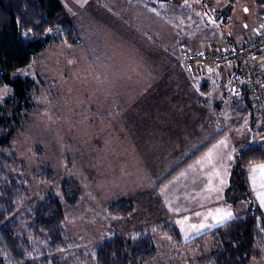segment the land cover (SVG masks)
<instances>
[{
    "label": "rangeland",
    "instance_id": "obj_1",
    "mask_svg": "<svg viewBox=\"0 0 264 264\" xmlns=\"http://www.w3.org/2000/svg\"><path fill=\"white\" fill-rule=\"evenodd\" d=\"M61 3L72 9L66 11L79 32L78 44L72 46L52 38L26 70H18L32 81L25 108L17 105L6 109L9 87L0 86V126H7L5 136L11 143L7 149L24 162L30 180L28 199L42 201L53 195L63 180L76 181L74 198L69 202L62 199L70 243L57 255L70 264H89L97 242L113 234L125 238L139 229H150L158 254L147 264H209L213 245L210 235L198 243L185 242L218 222L211 224L207 217L205 223L192 229L186 226L185 217L168 221L158 206L153 207L151 199L157 189L149 186V181L156 170V158L168 159L170 154L164 155L162 146L153 160L147 155L145 160L150 163L146 166L135 121L129 119L136 114L132 107L144 71H152L145 73L148 87L154 74L159 73L163 58L177 62L178 70L184 69L169 42L176 37L178 42L195 48L198 37H202L201 48L213 42L216 48L231 47L230 42L219 40L220 28L232 27L235 36L244 28L249 31L245 35L253 34L252 26L261 22L264 0ZM185 49L190 48L179 50ZM148 111L146 115L153 116L154 112ZM36 146H40V152ZM45 170H51L52 176L42 180L39 175ZM251 186L244 192L248 203L236 204L231 215L245 212L249 202L264 214V172ZM118 200L132 201L134 210L123 217H111L106 206ZM164 223L179 230V243L168 234ZM255 247L260 254L247 264H264V233Z\"/></svg>",
    "mask_w": 264,
    "mask_h": 264
},
{
    "label": "trees",
    "instance_id": "obj_2",
    "mask_svg": "<svg viewBox=\"0 0 264 264\" xmlns=\"http://www.w3.org/2000/svg\"><path fill=\"white\" fill-rule=\"evenodd\" d=\"M259 15H264V11ZM52 38L72 46L80 40L61 0H0V86L9 87L4 100L6 109L17 105L25 108L26 92L32 81L18 70H26ZM180 51L184 50H175ZM195 69L202 68L191 70ZM6 130L7 126H0V264H70L57 253L70 243L67 210L62 199L69 202L74 198L76 181L63 180L55 193L42 201L28 199L30 180L24 162L7 149L11 143L5 136ZM36 148L41 151L40 146ZM258 150L260 153L255 154ZM260 160H264V147L260 145H249L238 154L242 165ZM51 176L52 171L45 170L39 178ZM230 189L231 186L226 193ZM240 197L248 198L245 193ZM106 210L111 217H123L134 210V203L113 201ZM164 228L179 243V231L169 223H164ZM262 233L264 214L259 206L249 202L245 212L188 239L185 244L198 243L210 235L213 245L209 264H247L260 254L255 246ZM157 254L151 230L139 229L129 237L113 234L97 242L91 250L89 264H147Z\"/></svg>",
    "mask_w": 264,
    "mask_h": 264
},
{
    "label": "crops",
    "instance_id": "obj_3",
    "mask_svg": "<svg viewBox=\"0 0 264 264\" xmlns=\"http://www.w3.org/2000/svg\"><path fill=\"white\" fill-rule=\"evenodd\" d=\"M66 1L69 3L70 0ZM63 7L72 10L69 5L63 4ZM154 13L156 16L158 12ZM259 25H253L250 32L254 33ZM220 31L222 36L219 40L232 44L228 48L239 45L247 35L244 33L249 32L244 28L235 36L232 27L220 28ZM198 39L197 44L191 43L195 48L178 42L176 37L169 44L172 50L216 48L215 42L201 48L202 37ZM263 58L259 57L258 61ZM163 59L159 73L156 75L153 71L152 82H147L148 87L144 83L145 73L152 71L143 72L142 86L137 89L132 107L136 114L129 119V122L135 121L137 141L142 143L141 152L145 154L143 161L148 154L153 160L157 149L161 147L162 150V146L166 149L164 155L170 154L168 159L166 156L163 160L156 158V170L149 186H156L157 192L151 201L154 208L158 206L162 210V216L168 221L185 217L186 226L195 229L210 217L207 222H218L214 225L217 226L240 215L227 214H232L236 204L247 202L248 198L239 196L258 180L264 160L242 165L238 154L249 145L264 147V133L258 116L251 109L246 82L238 66L181 71L176 66L177 62ZM150 109L153 116L146 115ZM170 158H173L172 162H169ZM146 163L147 166L150 162ZM239 181L243 187L236 183ZM230 186L231 196L226 193ZM234 198L238 199L232 200ZM207 208H211L209 212Z\"/></svg>",
    "mask_w": 264,
    "mask_h": 264
},
{
    "label": "built area",
    "instance_id": "obj_4",
    "mask_svg": "<svg viewBox=\"0 0 264 264\" xmlns=\"http://www.w3.org/2000/svg\"><path fill=\"white\" fill-rule=\"evenodd\" d=\"M173 55L185 70L195 67L238 66L246 82L252 110L259 116L264 133V15L261 16L258 29L253 34L246 35L237 47L207 51L187 49L173 52ZM259 57L263 58L261 62L258 61Z\"/></svg>",
    "mask_w": 264,
    "mask_h": 264
},
{
    "label": "snow or ice",
    "instance_id": "obj_5",
    "mask_svg": "<svg viewBox=\"0 0 264 264\" xmlns=\"http://www.w3.org/2000/svg\"><path fill=\"white\" fill-rule=\"evenodd\" d=\"M254 171H255V169H254ZM261 171L264 172V166L261 167ZM227 215L230 216L231 213H228Z\"/></svg>",
    "mask_w": 264,
    "mask_h": 264
}]
</instances>
